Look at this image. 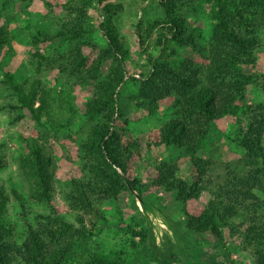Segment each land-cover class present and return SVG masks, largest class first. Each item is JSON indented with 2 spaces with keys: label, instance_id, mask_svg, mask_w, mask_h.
<instances>
[{
  "label": "trees",
  "instance_id": "1",
  "mask_svg": "<svg viewBox=\"0 0 264 264\" xmlns=\"http://www.w3.org/2000/svg\"><path fill=\"white\" fill-rule=\"evenodd\" d=\"M10 1L4 0L5 3ZM108 1L98 0V5L103 7L99 28L107 47L91 39L84 40L88 34L87 12L93 0L77 2L76 8L70 4V11L75 14L58 33L61 38L70 39L73 46L61 57L59 70L71 75H86L94 85L84 115L93 124L79 149L83 173L79 179L72 180L66 195L69 207L77 213L76 223L54 213L56 167L45 149V142L24 138L28 151L21 155L18 167L29 186V200L15 189L9 192L0 186V264H127L123 253L89 250L97 227L107 222L97 203L131 192L148 217L155 214L136 174L135 162L141 156L139 143L125 139L120 126L125 118L119 89L128 77V52L113 23V17L122 8ZM202 1L211 5L213 26L205 47L199 42L200 33L187 25L184 15L185 8H194ZM159 5L163 17L152 22L145 37H141L149 39L158 32L159 46L190 47L204 57L206 64L198 65L190 59L171 63L156 57L149 61L150 71L141 82L138 98L149 102L148 114H152L163 99L173 97L175 113L171 120L149 135L148 146L175 147L189 158L188 180L179 176L177 165L163 163L151 185L172 194L184 206L199 200L206 192L212 198L199 215L185 211L183 220H177L176 224L164 216L161 218L168 233H174L176 243L166 235L164 242L157 245L151 220L148 230L142 227L132 234L139 236L142 243L148 241L158 264L176 261L189 264L199 252L191 238H203L207 234L223 247L227 235L238 239L239 248L251 254L253 264H264V73L257 71L260 31L264 28V0H159ZM33 38V44H37L48 43L55 37L40 33ZM13 41L8 28L0 27V53ZM87 49L92 53L87 54ZM169 49L166 51H171ZM34 57L44 59L39 52ZM108 62L109 71L102 75V68ZM5 83L10 85L17 105L40 124L49 110L48 92L43 89L42 81L33 76L17 84L8 76ZM250 86H256L261 95V101L255 105L247 100ZM12 106L17 107L16 104ZM227 117L237 122L235 141L242 151V165L237 169L228 168L221 181H217L211 173L215 163L201 157L200 152L213 125ZM6 166V159L0 152V171ZM11 196L19 203L22 213L30 200L53 210L50 215L40 217L37 227L28 225L20 242L8 216Z\"/></svg>",
  "mask_w": 264,
  "mask_h": 264
},
{
  "label": "rangeland",
  "instance_id": "2",
  "mask_svg": "<svg viewBox=\"0 0 264 264\" xmlns=\"http://www.w3.org/2000/svg\"><path fill=\"white\" fill-rule=\"evenodd\" d=\"M84 0H12L5 3L0 0V27L5 26L14 37V41L0 53V152L4 155L7 166L0 171V186L6 190H17L29 200V186L19 171L21 155L28 151L24 138H38L45 142V149L53 157L54 171V213H59L67 221L76 223L77 213L69 207L66 195L73 179H79L83 170L79 149L86 140L93 123L85 118L86 103L93 96L94 85L84 76L62 73L59 64L62 56L71 49L68 38H61L58 33L67 21L73 18L75 12L70 11V4ZM88 8L86 18L87 36L84 40H94L102 47H107L104 34L100 30L102 6L98 0ZM113 5L121 6L122 10L113 17L124 49L128 52V77L119 89L122 101L123 116L120 126L125 139L139 143L140 157L136 160V174L145 187V195L152 203L155 214H148L141 202L131 192H124L118 198H109L97 203L98 209L107 222L100 224L92 238L89 250L105 254L123 253L127 264H158L154 259L148 241L142 243L139 236L132 232L141 231L142 227L149 229L150 220L156 229L162 230L157 220L163 216L172 223L183 220L184 212L199 215L211 200L209 193H204L199 200H192L186 206L178 202L172 194L154 189L152 180L158 174V168L163 163L177 165L179 176L189 179V158L175 147H149V135L161 128L172 119L175 113L173 97L160 102V107L148 114L149 102L138 98L139 87L145 76L149 74L150 60L154 57L163 58L167 62L178 63L193 60L198 65L206 64L202 55L190 47L173 44L159 46L157 33L149 39H144L146 30L155 20L162 18L164 13L159 0L141 2L139 0H109ZM77 7V4L74 8ZM211 5L199 2L194 8H185L187 25L200 33L199 42L208 46L211 38L212 23L210 20ZM47 33L55 38L48 43L33 44V36ZM170 48L171 51H166ZM165 50V53L162 51ZM43 54L44 59L34 57L36 53ZM87 49L86 53L89 54ZM92 52H90L91 54ZM257 71L264 73V28L260 31V48L257 52ZM110 62L105 63L102 75L107 74ZM8 76L14 82L21 84L30 77H37L43 83V89L48 92V113L44 114L40 124H37L26 109L17 105L12 96L10 85L5 83ZM249 104L261 101V95L256 86H250L247 92ZM13 104L17 107L13 108ZM18 120V121H17ZM237 122L232 117L224 118L212 127V132L200 156L213 160L215 163L211 173L217 181L225 176L227 169H237L242 165V151L235 139L237 137ZM27 210L22 209L11 196L9 203V221L15 226L19 242L27 233V226L37 227L41 216H48L52 209L45 204L27 201ZM152 216V217H151ZM150 217L152 219H150ZM94 218V217H93ZM157 219V220H156ZM136 226H140L137 227ZM167 230L155 235L157 245H161L166 235L176 243L174 233ZM193 235V234H192ZM184 236H181L183 238ZM199 252L189 264H253L250 253L239 248L238 239L226 236V246H219L211 235L203 238L192 237ZM83 261H81L82 263ZM75 264H80L76 262ZM172 264H183L178 261Z\"/></svg>",
  "mask_w": 264,
  "mask_h": 264
},
{
  "label": "built area",
  "instance_id": "3",
  "mask_svg": "<svg viewBox=\"0 0 264 264\" xmlns=\"http://www.w3.org/2000/svg\"><path fill=\"white\" fill-rule=\"evenodd\" d=\"M151 217H152V216H151ZM151 217H150V219H152ZM156 220H157V219H156ZM157 222H158L159 226L162 227V230H159V231H163V230L165 231V230H167V229H166L167 227H166V225L164 224V222L162 221V219H158ZM152 223H153V222H152ZM153 225L156 226L155 223H153ZM159 231L156 229V227H154V233H155V234H156L157 232H159Z\"/></svg>",
  "mask_w": 264,
  "mask_h": 264
}]
</instances>
